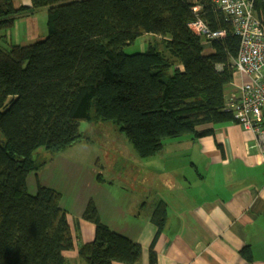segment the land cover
Instances as JSON below:
<instances>
[{
  "label": "trees",
  "instance_id": "trees-1",
  "mask_svg": "<svg viewBox=\"0 0 264 264\" xmlns=\"http://www.w3.org/2000/svg\"><path fill=\"white\" fill-rule=\"evenodd\" d=\"M197 4L225 37L210 40L190 29ZM39 8L48 10L45 38L0 46V264H68L64 251L74 238L62 195L42 184L30 193L27 177L45 164L35 158L39 148L53 156L86 139L81 120L120 125L143 158L156 155L169 138L214 133L201 125L238 122L225 110V88L235 77L240 37L212 2L31 0L16 8L13 0H0V31ZM255 8L264 16V0ZM144 34L159 38L143 52L126 53ZM83 217L95 224L94 238L79 248L86 264L142 261V245L112 230L93 200ZM154 220L160 232L163 201ZM154 244L149 264H158ZM241 253L255 264L250 245Z\"/></svg>",
  "mask_w": 264,
  "mask_h": 264
},
{
  "label": "crops",
  "instance_id": "crops-1",
  "mask_svg": "<svg viewBox=\"0 0 264 264\" xmlns=\"http://www.w3.org/2000/svg\"><path fill=\"white\" fill-rule=\"evenodd\" d=\"M13 3L19 8L31 5V0ZM208 50L213 51L209 43ZM241 80L236 72L225 88L226 100L239 91ZM209 128L213 134L167 139L152 157L137 153L125 181L136 191L131 197L115 196L105 187L100 159L94 162L81 147L80 154L67 155L77 143L53 156L39 148L35 158L45 164L28 174V190L35 194L42 184L61 193L60 205L74 238V247L64 251L68 264H86L79 248L95 236V224L83 217L93 199L112 230L142 245V261L137 264H149L154 240L158 264H248L241 253L247 245L254 263L264 264V150L255 133L236 121L198 127ZM82 174L89 179L98 175L93 184L98 191L75 195ZM161 201L166 221L159 232L154 216Z\"/></svg>",
  "mask_w": 264,
  "mask_h": 264
},
{
  "label": "rangeland",
  "instance_id": "rangeland-1",
  "mask_svg": "<svg viewBox=\"0 0 264 264\" xmlns=\"http://www.w3.org/2000/svg\"><path fill=\"white\" fill-rule=\"evenodd\" d=\"M38 10L29 13L26 17L18 18L16 26L11 30L0 31V46L6 47L13 43L29 44L45 38L48 33V12L47 9ZM6 35H9V39ZM156 38L158 39L159 37H154L152 34H144L133 43L128 44L124 50L129 54L143 52L149 48L150 44H155ZM209 52L210 50H208ZM79 128L86 139L77 143V146L69 149L66 154H80V149L83 148L94 162L100 159L104 165L102 171L107 181L105 187L108 190L115 196L131 197L136 194V191L127 185L125 181L126 177L130 175V167L138 154L126 133L121 130L120 125L114 122H91L84 119L80 121ZM0 139H4L1 131ZM48 154L49 156L51 155L50 152ZM40 156L43 158L42 155ZM120 172L124 173V181L121 180ZM97 176V174H94V179L92 177L89 179L85 174L78 177L75 195L81 196L89 194V191H98L93 188V184L98 180L96 179ZM88 181L89 184L87 185Z\"/></svg>",
  "mask_w": 264,
  "mask_h": 264
},
{
  "label": "built area",
  "instance_id": "built-area-1",
  "mask_svg": "<svg viewBox=\"0 0 264 264\" xmlns=\"http://www.w3.org/2000/svg\"><path fill=\"white\" fill-rule=\"evenodd\" d=\"M220 8L231 20L240 37V47L233 63L241 74L238 92L226 100L230 111L246 130L255 133L264 150V16L257 13V0H208ZM197 16L189 22L190 29L206 39H220L225 29L213 30L201 16V4L193 7Z\"/></svg>",
  "mask_w": 264,
  "mask_h": 264
}]
</instances>
